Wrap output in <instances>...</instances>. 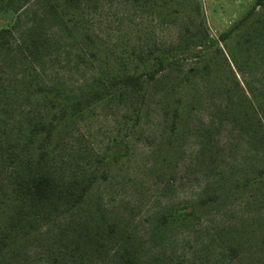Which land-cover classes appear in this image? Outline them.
<instances>
[{"label":"rangeland","instance_id":"rangeland-1","mask_svg":"<svg viewBox=\"0 0 264 264\" xmlns=\"http://www.w3.org/2000/svg\"><path fill=\"white\" fill-rule=\"evenodd\" d=\"M21 1L18 11L0 16L8 28L0 52V190L32 148L27 122L50 112L33 94L35 84L62 97L85 94L104 67L141 71L142 59L165 50L171 64L151 82L140 121L133 125L127 91L106 96L64 126L51 165L65 174L105 171L93 198L145 238L159 215L181 210L166 228L169 240L155 246L163 255L173 253L183 264H263L264 186L246 179L264 169V150L231 114L253 112L245 94L264 105V49H246L239 32L195 56L200 37L217 39L254 0H89L83 13L96 43L88 55L64 35L53 0ZM173 6L182 12L171 13ZM188 68L192 73L183 77ZM259 115L264 120V110ZM208 194L217 199L201 205ZM218 233L242 242L238 257L214 259ZM44 247L31 242L17 264H65Z\"/></svg>","mask_w":264,"mask_h":264},{"label":"trees","instance_id":"trees-1","mask_svg":"<svg viewBox=\"0 0 264 264\" xmlns=\"http://www.w3.org/2000/svg\"><path fill=\"white\" fill-rule=\"evenodd\" d=\"M88 2L53 0L50 3L56 19L64 24V35L74 38L84 55L88 52L94 54L96 43L85 24L83 12ZM23 5L21 0H0V16L18 11ZM181 12L179 6L171 9V13ZM7 31L8 28L0 26V52L6 48ZM239 32L246 36V49L249 45L264 49V0H254L248 12L217 39L200 37V48L195 56H203L210 45L225 42L233 33ZM141 64V71L136 66L122 72L106 66L98 72L94 87L73 97L65 94L62 97L57 89L39 83L32 87L33 94L50 106V112L27 122L32 148L28 157L16 167L5 188L0 190V264H17L35 240L45 246L48 257L56 259L60 254L65 264H183L173 253L168 257L155 247L169 240L171 232H166V228L182 213L181 210L169 216L159 215L153 232L145 238L123 218L108 214L93 198L99 178L107 177L105 171L101 174L97 171L65 174L51 165L64 126L106 96L116 98L118 91L119 95L127 91L130 97L133 96V125L140 121L148 88L171 64V59L165 50H160L148 62L142 59ZM192 71L188 68L183 77ZM243 96L253 112L239 108L238 112L231 114L232 120L246 125L250 140L264 150V120L259 115V109L264 110V105L252 102L246 94ZM173 112L172 125L175 126L177 109ZM251 115H256L257 121L253 122ZM121 153L122 150H117L112 156L118 159ZM246 182L264 186V169L247 178ZM216 199V194H208L199 203L205 205ZM184 211L187 215H194L191 210ZM41 232H46L45 238L39 237ZM241 243L239 239H224L218 233L213 238L211 255L216 260L234 259L241 254Z\"/></svg>","mask_w":264,"mask_h":264}]
</instances>
